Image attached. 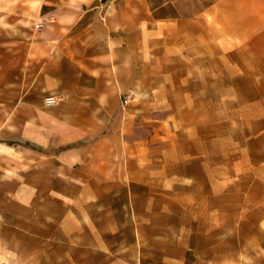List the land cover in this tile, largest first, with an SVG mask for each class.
<instances>
[{"label":"crops","instance_id":"crops-1","mask_svg":"<svg viewBox=\"0 0 264 264\" xmlns=\"http://www.w3.org/2000/svg\"><path fill=\"white\" fill-rule=\"evenodd\" d=\"M233 118L264 150V0H0V264H264V157L205 201Z\"/></svg>","mask_w":264,"mask_h":264},{"label":"rangeland","instance_id":"rangeland-1","mask_svg":"<svg viewBox=\"0 0 264 264\" xmlns=\"http://www.w3.org/2000/svg\"><path fill=\"white\" fill-rule=\"evenodd\" d=\"M38 28V26H37ZM216 119L212 118V122L215 125ZM237 119L233 118V119H228V140L226 145V148L228 147L227 150L224 151V153H226V156H228V166L223 168L220 165H213V170H212V194L213 196L210 199H205V201L207 202H211L212 207H219L221 205H224L225 202H229V203H236L237 201H241L243 200V198L240 197H234L233 194L235 193L236 189H242V185L244 183H250V176L247 174H243V169L245 168H250V167H246L243 166L241 161L242 159L248 158V157H264V150H262V143H261V148L260 150H253L252 146H246L244 142H247L245 139V135L242 133H237ZM254 122V121H253ZM169 123H171V121H169ZM257 123V122H255ZM247 127V129L251 128L248 125H241L240 128L243 129V127ZM252 127L257 128L258 125H253ZM215 134L218 133H214L213 130V136L215 137ZM214 141V139H213ZM258 145V144H257ZM260 146V144H259ZM219 149V148H218ZM215 150L213 148V160H217L219 161L220 158L223 155L222 152V156L219 150ZM221 169V170H220ZM226 171V173H225ZM225 179H227V181H224ZM221 180H223L222 185H225V183L227 182V186H222L221 187ZM245 180V182L243 183L242 181ZM247 181V182H246ZM202 185V182H195V186H196V191H198L199 186ZM222 189H227L228 191H231L232 194L229 197H220L219 196V191ZM244 189V188H243ZM164 204V209H170L167 206L170 203H175V201H177V199H172V198H161L160 199ZM190 201L192 199H189ZM195 202L194 204L198 207V203L196 201H199L200 204L201 202H204V199L201 198H196L194 199ZM250 200V199H249ZM159 201V200H158ZM207 204V203H206ZM181 215H179L180 217ZM191 216V215H190ZM144 220L145 219H150L151 221H165V222H169V221H173L175 220L176 216L173 214H156V213H148L146 215H143ZM177 219V218H176ZM148 229L143 230V238L144 239H149V235L150 232L147 231ZM146 232V234H145Z\"/></svg>","mask_w":264,"mask_h":264},{"label":"built area","instance_id":"built-area-1","mask_svg":"<svg viewBox=\"0 0 264 264\" xmlns=\"http://www.w3.org/2000/svg\"><path fill=\"white\" fill-rule=\"evenodd\" d=\"M39 27V26H38ZM124 103L126 104L127 101H124ZM44 104L47 107H52L55 106L57 104V100L54 97H48L44 100Z\"/></svg>","mask_w":264,"mask_h":264}]
</instances>
